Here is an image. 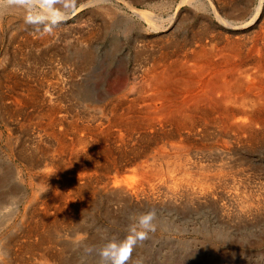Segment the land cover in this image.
<instances>
[{
    "label": "bare ground",
    "instance_id": "bare-ground-1",
    "mask_svg": "<svg viewBox=\"0 0 264 264\" xmlns=\"http://www.w3.org/2000/svg\"><path fill=\"white\" fill-rule=\"evenodd\" d=\"M31 1L48 18L61 20L67 16L59 11L52 10L51 8L53 7L50 9L44 7L39 0ZM46 1L57 9L63 8V3H60L62 1ZM107 1L109 0L87 1L80 5L79 9L94 5L98 6ZM119 1L131 14L130 18L127 19L125 17L126 22L131 26L130 28L137 30L140 35L137 37L133 36L135 39L133 41L132 58L135 67L132 70L130 86L126 84L114 92L107 91L102 83L94 90L92 86L90 87L91 92L93 91L96 97H92V93L88 94L89 96L85 99L87 104H84L80 111L73 110L70 105H67L65 100V94L74 86L72 79H69L71 75H68L71 69L69 73L66 70L62 71L59 76V60L64 58L65 55L63 53L60 55L57 44L55 45L54 42H51L47 49L50 78L47 84L48 87L46 86L48 88V91L46 90L47 94L43 93L46 97L40 99L42 97L40 96L38 98L34 95L36 94L33 93L34 91L31 92L33 89H28L27 91L28 93L30 92L29 98L23 97V91L20 94H12L14 95L13 98L8 96L12 99L11 104L14 111L22 110L26 105L33 103L32 107L35 108L33 110H36H32L35 112L34 118L38 121H43V127L39 130L42 133L38 136L45 142L43 144L46 149L51 150H48L51 153V155H47L50 156L48 161L38 164V166L43 164L40 177L34 179L35 177L29 176V184H31L32 188L40 187L45 192L41 195L43 200L42 209L39 208V211L36 209L38 212L35 211L36 213L32 214L35 218L34 225L30 229L28 227L29 231L25 232L27 240L37 235L39 227L49 223L55 224L54 222H57V220L54 221L56 217L62 219L63 213L65 215L69 209L71 210L73 206L75 207V204L81 203V199L79 201L80 186L83 183L82 181L90 177L88 172L99 167V165L97 166L99 161H95V159H98L96 157L97 154L103 157V161H105L104 158L114 161V155L116 158L118 157L117 160L124 159L121 161L125 165L122 163L123 166H121L120 171L123 174L125 173V177L122 176L124 177L122 180L117 179L116 176L111 177L103 185V191L110 192L111 197L115 198L116 201L117 198H122L120 200L125 199L128 202L143 203V205L146 203L172 206L178 205L180 202L201 203L202 201H208L210 190L221 188V186L223 188L229 183L224 181V179H227L222 172L228 168V164L224 166L225 161L215 165L212 163L208 164L209 162L203 163L202 158L205 153H209L212 150L215 153L217 152L216 154L219 158L228 159L230 158V151L234 148L264 143V0H256L253 12L247 13L248 15L242 11H237L236 7H234L235 3L225 4L228 12L222 13L219 0H172L169 2L170 4H166V1V3L161 4L154 2L153 4L150 3L149 8L141 10L133 7L132 4L134 3L126 0ZM224 3L227 2L224 1ZM187 6L189 8L193 7L195 11H204L207 16L211 14L214 20L224 28L225 32H228V35L220 33L209 34L207 27H205L194 33L189 40L187 38L180 41L172 39L179 26L180 11ZM100 9H104L103 13L110 19L109 22L115 23L110 11H107L103 6ZM254 27L257 30H254L250 35L247 33L248 36L240 37L239 35L234 37L235 35H233L236 31L249 30ZM76 34L75 40L84 51L76 54L77 58L73 66L77 69L80 66L82 69V67L89 64V47L96 50V47H92V43L96 40L97 34L94 35L92 32L85 33L80 30ZM142 34L144 36L149 34L156 35L160 46L153 49L154 47L151 48L148 43L146 45L142 44L139 39L143 36ZM53 36L49 35V37H46V41L43 43L50 42ZM40 38L38 40L42 41ZM148 40H150L149 37ZM24 41L26 42V38ZM138 43L141 44L138 45ZM112 45L114 46V44ZM56 56L59 59H56ZM37 59L40 60L41 55H38ZM90 66L88 65V67ZM107 68L109 67L105 66L99 70V77ZM125 69L123 68L122 71H125ZM37 104L43 105L45 108L39 109L40 106L37 107ZM6 108L8 109L9 107ZM28 114L30 115V113ZM37 133L39 134V132ZM41 139L39 140L40 142ZM36 145H38L37 142ZM40 145L39 147H41ZM112 148H114L116 153L114 155ZM252 148L254 147L252 146ZM196 156H201V161L195 159ZM139 158L143 159L139 160ZM105 162L102 165L106 164ZM109 162L107 161V164ZM114 162L112 163L114 164ZM131 164L133 167L130 169L129 165ZM127 165L129 169L126 168ZM231 166L233 167V164ZM211 167H215L216 171L213 172L214 170L212 171L213 168L211 169ZM22 174L25 176L24 173ZM229 178H231L232 182L235 179ZM235 180L238 179L236 178ZM43 181L45 182L44 187H42ZM212 185H214V189H212ZM32 188L31 190L33 191ZM161 190L165 192H161ZM82 197H84V194ZM92 198L95 199V197ZM27 202L32 205L30 200H27ZM227 204L223 203V205ZM1 206L2 204L0 203ZM222 208H220L221 211ZM51 216L54 217L52 218ZM19 223L27 226V222H23L22 218ZM22 230L23 228L19 232L21 233ZM26 246L31 249L33 244L31 246L29 242ZM1 256L4 264H10L6 252L5 254L2 253ZM62 257L63 248H59L58 257L56 258L57 264H63ZM53 260L55 259L42 254L32 257L31 260H24L23 264H49Z\"/></svg>",
    "mask_w": 264,
    "mask_h": 264
},
{
    "label": "rangeland",
    "instance_id": "rangeland-1",
    "mask_svg": "<svg viewBox=\"0 0 264 264\" xmlns=\"http://www.w3.org/2000/svg\"><path fill=\"white\" fill-rule=\"evenodd\" d=\"M87 1L59 0L60 3H63L64 9H57L46 0H39L40 4L44 7L49 9L53 7L51 8L52 10L59 11L65 16L67 15L64 19L54 20L41 13L31 0H0V203L2 204L0 207V255L6 252L10 264H23L24 260H31L32 257L43 254L46 257L55 259L49 264H57L56 258L58 257V249L63 248V257L61 259L63 264H102L99 256V252L102 249L110 247L113 254H120L121 250H123L129 242L128 238L131 236L136 242L132 246L130 254L128 252L126 264H264V152H262L264 151V148H262L264 143L234 148L230 151V158L228 159L224 157L223 159L219 158L216 154L217 152L215 153L212 150V152L205 153L202 158L204 161L203 163L209 162L208 164L212 163L215 165L225 161L224 166H226V164L229 165H227V170L224 169V171H222L224 177L227 179H224L226 183H230L231 178L229 177L237 178L238 180L233 179L235 182L231 181L230 186L228 183V186L226 185L227 187L225 186L223 188L221 186V188L218 187L214 189V185H212V189L214 190H210L212 194L208 192L209 199L205 202L202 201L203 203L180 202L178 205H169L170 207L166 204L162 206L154 204V206L145 203L143 205V203L128 202L125 199L120 200L122 198H117L116 201L115 198L111 197L110 192L103 191V185L106 180L109 181L111 177L116 176L119 180L125 177V173L123 174V172L120 171L121 166H123V164L125 165V163L121 161L124 159L117 160L118 157L116 158L114 155L116 154L114 148H112V152L114 155L113 158L115 157V162L111 159L107 160V158H104L105 162L103 161V157L97 154L96 157H98V159H95V161H99L97 164L99 167L88 172L90 177L82 181L84 184L82 183L80 186L79 201L81 199V203L75 204V207L73 206L71 210L69 209V211L66 212L67 215L63 213L61 216L62 219L56 217V219H54V221L57 220V222H54L55 224L49 223L45 224V226H43L44 228L39 227V231L34 238L29 240L26 239V233L29 231L27 228L29 227L30 229L34 225V212L37 210L39 211V208L42 209L43 200L41 199V195L45 192V190H42L40 187L33 189L31 184H29V176H33L32 178L35 177L34 179L40 177L43 164L41 166H38V164L48 161L50 156L47 155H51V153H49L51 150L46 149V146H44L45 142L39 138L42 133L39 130L43 127V121H38L34 118L35 112L33 111L36 110H33V103L26 105L22 110L14 111L11 104L12 99L9 97L13 98L14 95L12 94H20V92L23 91V97L26 96L29 98L30 92H27L28 89H33L31 92L34 91L33 93H36L34 95L38 98L42 96L40 99L46 97L44 94H47V84L50 78L47 49L51 42H54L55 45L57 44L60 55L61 53L65 55L64 58H60L59 60V76L62 74V71L66 70L68 73L71 71L68 75H71L69 79H72L74 86L65 94V100L67 105H70V108L73 110L80 111L81 107L87 104L85 99L91 93L92 97H96L94 92H91L90 87L92 86L94 90L102 83L107 91L114 92L126 84L127 86L131 85L132 70L135 67L132 58L133 41L135 37L140 35L137 30L130 28L131 26L126 22L125 17L127 19L130 18V12L119 0H109L110 2L107 1L101 3V5L85 7L80 10V5ZM126 1L134 3L132 4L133 7L141 10L149 8L151 5L150 3L153 4L155 2L161 4L167 2L166 4H170L169 2L172 0ZM219 1L223 3V5L220 3L222 13L228 12L226 10L227 5L225 4L229 3H235L234 7H236V10L246 14H249L251 11L253 12L256 5V0ZM224 1L227 3H224ZM250 3L251 5H249ZM113 4L114 6H112ZM101 6L111 12V17H114L113 21H115V23L109 22L110 19L103 13L104 9H100ZM193 10V7L189 8L188 6L182 8L179 15V26L176 31L178 35H173L172 39L180 41L182 39L186 40L187 38L189 40L194 33L205 27H207L209 34L215 35V33H220L228 35V32H225L224 28L214 20L211 14L207 16L204 11L194 10L193 12ZM223 10L226 11L224 12ZM118 18H120V20H118ZM78 29L85 33L92 32L94 35L97 34L96 40L92 43V47H96V50L90 47L88 49V55L90 57L88 65L91 66L88 67V65H86L82 67V69L80 66L78 69L73 66L77 58L76 54L84 51L75 40L77 36L76 33L79 32ZM254 30H257V28L254 27L249 30L236 31L233 35H235L234 37L239 35L240 37H245L246 35L248 36V34L250 35ZM49 35H54L53 39H51L50 42L43 43L46 41L45 38L49 37ZM142 35L143 36L139 38L142 44L146 45L148 43V45H151V48L154 47L153 49L160 46L156 35ZM39 37H41L40 39L42 41L38 40ZM112 37H116L118 40ZM148 37L150 40H148ZM25 38L26 42L24 41ZM141 43H138V45ZM112 44H114V46ZM38 55H41L40 60L37 59ZM55 58L59 59L57 56ZM110 61L112 64H109ZM105 66L109 68L99 77V70ZM123 68H126L125 71H122ZM6 107L9 108L7 109ZM37 107H39V109L45 108L40 104H37ZM10 109L12 110L9 111ZM27 112L30 113V115ZM37 132H39V134ZM36 139L38 141L41 139V142L39 141L41 145ZM36 142L38 145H36ZM32 145L33 147H31ZM39 145L41 147H39ZM252 146L254 148H252ZM111 147L113 146L111 145ZM200 157L201 156H196L195 159L201 161ZM142 159L143 158H139V160ZM26 160L27 162H25ZM230 160L233 161L231 162ZM107 161H110V164H107ZM104 162L106 164L102 165ZM112 162H114V164ZM132 164L129 165L130 169L134 165ZM232 164L233 167L231 166ZM230 167L231 169L229 170ZM105 168H107V170H105ZM126 168L129 169L128 165ZM211 169L212 171L214 170L213 172L216 171L215 167H211ZM22 173H24L25 176H23ZM44 183L43 181L42 187L45 186ZM233 189L237 191L235 192ZM161 192L165 191L161 190ZM213 192L214 194L216 193L217 196L216 194L214 195ZM83 194L84 197H82ZM92 197H95V199ZM108 197H110L109 199L112 201L107 199ZM210 198L212 199L210 200ZM27 200H30L32 205L29 204ZM119 202L122 204L120 205ZM223 203L228 204L223 205ZM220 208H222V211ZM150 211L155 214L151 221V225L154 226V231H148L147 237L141 240L139 238V233L143 231V229L136 225V218L140 214ZM51 217L53 218L54 216ZM21 218L23 222H27V226L26 224L22 225L19 223ZM22 228L23 233H20L19 231H21ZM45 241L46 243H44ZM29 242L31 246L33 244L31 249L26 246ZM21 246L24 247L22 248ZM89 248L91 250H88ZM0 264H4L2 256L0 257ZM104 264H110V262L104 261Z\"/></svg>",
    "mask_w": 264,
    "mask_h": 264
},
{
    "label": "clouds",
    "instance_id": "clouds-1",
    "mask_svg": "<svg viewBox=\"0 0 264 264\" xmlns=\"http://www.w3.org/2000/svg\"><path fill=\"white\" fill-rule=\"evenodd\" d=\"M154 212H147V213H142L136 218V225L143 229L139 233V238L141 240L145 239L147 237L148 231H154V226L151 225V221L154 217ZM135 230V229H133ZM128 243L126 244L128 248V252L130 254L132 246L135 244V240L130 236L128 238ZM88 250H91L90 248ZM99 256L101 258L102 264H104V261H109L110 264H126L127 258L125 257L124 259H121L120 254H113L111 251L110 247H106L102 249L99 252Z\"/></svg>",
    "mask_w": 264,
    "mask_h": 264
},
{
    "label": "snow or ice",
    "instance_id": "snow-or-ice-1",
    "mask_svg": "<svg viewBox=\"0 0 264 264\" xmlns=\"http://www.w3.org/2000/svg\"><path fill=\"white\" fill-rule=\"evenodd\" d=\"M127 255H128V248L127 246H125V248L121 250L120 257L121 259H124L125 257H127Z\"/></svg>",
    "mask_w": 264,
    "mask_h": 264
}]
</instances>
